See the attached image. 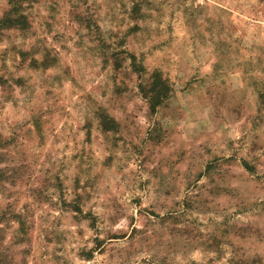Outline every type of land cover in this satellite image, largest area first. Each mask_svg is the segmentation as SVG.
Masks as SVG:
<instances>
[{
    "label": "rangeland",
    "instance_id": "1",
    "mask_svg": "<svg viewBox=\"0 0 264 264\" xmlns=\"http://www.w3.org/2000/svg\"><path fill=\"white\" fill-rule=\"evenodd\" d=\"M19 6L24 26L0 25V264H264V0Z\"/></svg>",
    "mask_w": 264,
    "mask_h": 264
},
{
    "label": "trees",
    "instance_id": "2",
    "mask_svg": "<svg viewBox=\"0 0 264 264\" xmlns=\"http://www.w3.org/2000/svg\"><path fill=\"white\" fill-rule=\"evenodd\" d=\"M23 1L24 0L12 1L13 9H11L7 16L0 21V25L16 29H20L24 26L26 17L24 16V14H21L19 10V5L21 2L23 3ZM153 79L155 83L151 86V88L149 87V90L147 91V98L149 100L152 111L155 110L158 104L164 102L169 97L168 86L167 84H165L167 82L163 81L156 75L153 77ZM157 85L160 88H157Z\"/></svg>",
    "mask_w": 264,
    "mask_h": 264
}]
</instances>
